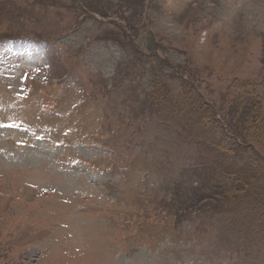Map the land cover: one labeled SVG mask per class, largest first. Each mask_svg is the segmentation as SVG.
<instances>
[{
  "label": "rangeland",
  "instance_id": "obj_1",
  "mask_svg": "<svg viewBox=\"0 0 264 264\" xmlns=\"http://www.w3.org/2000/svg\"><path fill=\"white\" fill-rule=\"evenodd\" d=\"M190 96L264 157V0H0V264H264Z\"/></svg>",
  "mask_w": 264,
  "mask_h": 264
},
{
  "label": "trees",
  "instance_id": "obj_2",
  "mask_svg": "<svg viewBox=\"0 0 264 264\" xmlns=\"http://www.w3.org/2000/svg\"><path fill=\"white\" fill-rule=\"evenodd\" d=\"M161 97V96H160ZM159 97V98H160ZM175 106L170 111L169 117L174 119L192 121L197 119L198 124L195 128L190 129V133L200 130L197 135L198 142L206 145L208 152H215L211 159L213 170H217L232 175L234 186L237 188L215 189L210 197L219 196V204L210 206L212 212L219 209L223 214L227 210H238L239 212H248L249 210L255 215L252 222L245 224V232L247 236H264V157L249 148L247 145L230 144L227 138L222 133H217L220 141H208L205 139V134L208 131H216L215 121L213 120V113H209V106L204 100L190 96L185 98L181 103L174 104ZM216 119V117L214 118ZM195 139V137H193ZM251 149V150H250ZM210 152V153H211ZM212 154V153H211ZM237 169L234 172H229L230 169ZM250 166L251 169H244L243 167ZM259 166V167H257ZM257 169H260L257 171ZM217 179L216 182L209 183L210 187H225L224 182ZM223 185V186H222ZM229 185V184H228ZM227 185V186H228ZM226 186V187H227ZM241 188V189H240ZM251 188H258L251 191ZM240 191L242 193H240ZM242 194V196H240ZM208 197V196H207ZM233 199L234 202L228 203ZM223 204H222V203ZM206 209V208H205Z\"/></svg>",
  "mask_w": 264,
  "mask_h": 264
}]
</instances>
